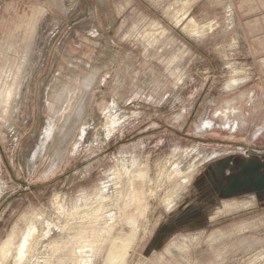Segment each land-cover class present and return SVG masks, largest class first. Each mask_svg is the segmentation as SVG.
<instances>
[{"label": "rangeland", "instance_id": "374dc122", "mask_svg": "<svg viewBox=\"0 0 264 264\" xmlns=\"http://www.w3.org/2000/svg\"><path fill=\"white\" fill-rule=\"evenodd\" d=\"M27 233L18 264H264V0H0V264Z\"/></svg>", "mask_w": 264, "mask_h": 264}, {"label": "bare ground", "instance_id": "6f19581e", "mask_svg": "<svg viewBox=\"0 0 264 264\" xmlns=\"http://www.w3.org/2000/svg\"><path fill=\"white\" fill-rule=\"evenodd\" d=\"M18 79V74H16L14 80L12 81V83L8 86V91H7V99L6 100H9L11 95H12V92L14 91V88H15V84H16V80ZM27 236H28V233L27 235L24 237H22L21 241H20V244L21 246L19 247H16V252L14 253L13 255V261H12V264H18L19 263V260L21 259L22 255L24 254L23 253V243H25V241L27 240ZM11 242V241H10ZM13 243V242H12ZM14 245V244H13ZM19 245V244H18ZM17 245V246H18ZM26 246V245H25ZM12 257V256H11ZM0 260H2L0 258Z\"/></svg>", "mask_w": 264, "mask_h": 264}, {"label": "flooded vegetation", "instance_id": "af4514ba", "mask_svg": "<svg viewBox=\"0 0 264 264\" xmlns=\"http://www.w3.org/2000/svg\"><path fill=\"white\" fill-rule=\"evenodd\" d=\"M9 84L7 85V88H8Z\"/></svg>", "mask_w": 264, "mask_h": 264}]
</instances>
